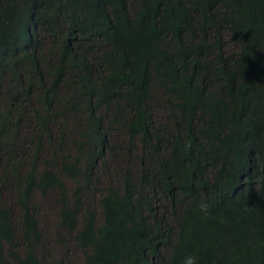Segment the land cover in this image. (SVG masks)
<instances>
[{
    "label": "trees",
    "instance_id": "16d2710c",
    "mask_svg": "<svg viewBox=\"0 0 264 264\" xmlns=\"http://www.w3.org/2000/svg\"><path fill=\"white\" fill-rule=\"evenodd\" d=\"M49 193L84 264H264V0H0V264Z\"/></svg>",
    "mask_w": 264,
    "mask_h": 264
},
{
    "label": "rangeland",
    "instance_id": "374dc122",
    "mask_svg": "<svg viewBox=\"0 0 264 264\" xmlns=\"http://www.w3.org/2000/svg\"><path fill=\"white\" fill-rule=\"evenodd\" d=\"M55 105L56 109H62L63 106L57 103ZM156 116H159V112L155 111ZM62 131L63 135L62 141H67L69 143L75 138L76 131V124L74 123V116L68 111L63 112L62 115ZM50 132L53 133L51 129ZM58 135V134H56ZM110 140L114 139L115 133L109 134ZM119 138V137H117ZM115 138V139H117ZM46 145V142L44 143ZM69 147V146H68ZM45 156L52 158L53 157V144L47 147L45 151ZM111 167V169L115 168V166H120L115 161L110 160L106 163ZM121 168H124L120 166ZM108 176L107 172H102L100 184L106 185L108 183ZM66 187L69 192H71L74 188V183L72 182H65ZM10 193L7 190L1 191V203L4 206H8L11 209V215L15 216V209L12 203L9 201ZM84 198H88L87 195H84ZM34 205L38 210V221L37 225L40 232L43 235V243L44 249L43 251L40 250L38 253L39 256H45L48 262L54 261L56 264H84L82 259V254L80 253L79 249L71 242L70 238H67L63 235L62 231L60 230V226H58V198L54 193H49L44 197L41 195L36 194L34 196ZM99 219V215L97 213V222ZM63 240L64 245H59L57 241Z\"/></svg>",
    "mask_w": 264,
    "mask_h": 264
},
{
    "label": "clouds",
    "instance_id": "9594fccd",
    "mask_svg": "<svg viewBox=\"0 0 264 264\" xmlns=\"http://www.w3.org/2000/svg\"><path fill=\"white\" fill-rule=\"evenodd\" d=\"M64 183L65 182H71L67 179H64L63 180ZM66 184V183H65ZM67 186V185H66ZM208 208H209V204L207 203L206 199L202 198L199 203H198V209L201 213H204L205 215H207L208 213ZM97 213L99 215V219H98V222L100 220V214H99V211L97 210ZM96 220H97V215H96ZM97 222V223H98ZM184 264H197V257L196 256H186L184 258Z\"/></svg>",
    "mask_w": 264,
    "mask_h": 264
}]
</instances>
